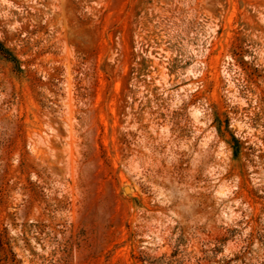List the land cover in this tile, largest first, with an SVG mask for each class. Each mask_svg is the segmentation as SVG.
<instances>
[{"label": "rangeland", "instance_id": "rangeland-1", "mask_svg": "<svg viewBox=\"0 0 264 264\" xmlns=\"http://www.w3.org/2000/svg\"><path fill=\"white\" fill-rule=\"evenodd\" d=\"M0 44V264H264V0H0Z\"/></svg>", "mask_w": 264, "mask_h": 264}, {"label": "trees", "instance_id": "trees-1", "mask_svg": "<svg viewBox=\"0 0 264 264\" xmlns=\"http://www.w3.org/2000/svg\"><path fill=\"white\" fill-rule=\"evenodd\" d=\"M0 48L2 49V50H6V49H4V47H2V45L0 44Z\"/></svg>", "mask_w": 264, "mask_h": 264}, {"label": "water", "instance_id": "water-1", "mask_svg": "<svg viewBox=\"0 0 264 264\" xmlns=\"http://www.w3.org/2000/svg\"><path fill=\"white\" fill-rule=\"evenodd\" d=\"M125 190H127V188H125Z\"/></svg>", "mask_w": 264, "mask_h": 264}]
</instances>
